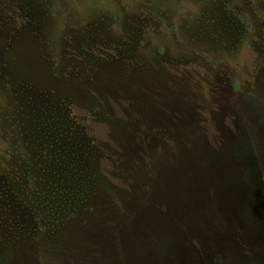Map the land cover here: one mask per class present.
Masks as SVG:
<instances>
[{"label": "rangeland", "instance_id": "rangeland-1", "mask_svg": "<svg viewBox=\"0 0 264 264\" xmlns=\"http://www.w3.org/2000/svg\"><path fill=\"white\" fill-rule=\"evenodd\" d=\"M46 87L73 111L57 107L66 133L57 117L38 123L64 144L37 133L32 147L16 120L41 119ZM0 113L13 116L0 129V264H264V0H0ZM81 119L111 187L58 229L33 186L89 196L97 166L76 157ZM13 143L46 171L10 167ZM137 197L165 230L131 252L93 227ZM206 203L240 230H213Z\"/></svg>", "mask_w": 264, "mask_h": 264}, {"label": "trees", "instance_id": "trees-1", "mask_svg": "<svg viewBox=\"0 0 264 264\" xmlns=\"http://www.w3.org/2000/svg\"><path fill=\"white\" fill-rule=\"evenodd\" d=\"M15 61L18 62L17 60H13V62L9 61L10 71H12L13 73L20 74L22 76L21 78H29L28 76L33 77V74L30 75L21 66L16 65ZM24 71L25 73H23ZM42 90H43L42 92L46 96L48 95L52 99L53 102H51V104L48 107L41 106V109H43L41 119H38V120L34 119V122H27L28 120H24V119L20 122L18 120L16 121L19 125L24 126L25 132L28 133L29 136L30 135L32 136V137H29L33 141V143H30L32 147L33 145L35 146L36 140L40 139V138L36 139L37 133L41 134L42 137L46 139L45 144L48 142L47 140L50 138L54 146H59V145L64 144L63 142L65 140L63 139L65 137H61V135L60 136L52 135L49 137L47 136L48 133H45L44 131L40 133L39 128L41 126L38 123L39 122L46 123L45 126H49L48 118L57 117L58 123H60L64 127V128L62 127L61 129L66 133L65 126L64 124L61 123L62 121H60V118H59V114L61 111L57 112V107H59L58 105H63L69 110L71 109L73 111L74 104L69 100L70 98L66 99V98L61 97V95L58 94L60 97L59 98L58 95H56V91L53 89H50L49 87L43 88ZM52 92L55 94L52 95ZM62 111H65V110L62 109ZM68 113L69 112H67V114ZM4 118L7 120V122H9L11 118L13 119V116H8L7 114L0 116V123H1L0 129L2 131H6L7 123L4 121ZM13 121L15 122V119ZM81 121L83 122H81V124L79 122L78 124L79 126L77 127L74 126L75 128H77L76 130L81 129L75 132V136L77 138L78 143L79 144L81 143V148L78 147L76 151V157H79V155H81L82 160L85 158V160L88 163H94L95 166H97V169L95 168V174L92 176L91 179H89V182L93 181L90 187V190H88L90 193L89 196H87L85 200L78 202L76 193L71 192V189H76V186L74 185L71 187L69 186L71 184L68 185L66 183H63L64 185H67L65 186L66 188L65 187L60 188L58 193H56L54 197H53V194L51 193L52 197L49 198V194L46 192V190H48V187L44 184L41 176H39V178H41L40 181L42 182V184L38 185V187L33 186V193L36 194L40 198L39 201L42 200V202L46 203L45 212L50 213L49 215H51L52 217L53 226L57 227L58 229H60L66 222L67 223L69 221L72 222L80 212L82 211L84 212L86 208V204L88 205V208H91L90 206L92 205V202L87 201L88 197L89 199H91L93 196H96V195L100 196L101 193L104 194V191H107L108 189H110L109 187H111V184L108 181V177L105 175L106 173L103 170L104 164L101 161H99L100 156H98L97 151L95 149L96 148L95 147L96 146L95 131L88 120L81 119ZM28 124H32V126L29 128L26 127V125ZM51 127L53 130H55L52 125ZM70 127L68 129L72 131V128ZM82 134L86 135V137L89 138L90 143H91L90 145H88L87 143H85L84 140L81 139ZM18 138L22 140V136ZM19 142L21 141L19 140ZM37 142L40 143V141H37ZM67 142H68V139L66 140L65 144H67ZM22 144H23V140H22ZM52 144L48 143V145L52 147V151H53L55 147ZM12 153L13 154L10 159L11 162L9 161L8 164L10 165V167L14 166L15 170H17L18 172L30 173L31 168L34 166L35 168L42 169L41 164L39 162L38 164H36L37 160L32 161L26 156V153L25 155L19 153L18 148H17V143H13ZM71 156H72V162L75 163L74 161L75 155L73 151H72ZM18 166L21 168V170L18 168ZM86 168L87 166L83 165L82 170L84 171ZM42 171H46V170L42 169ZM52 172L55 173V171H51V173ZM71 172L76 173L73 169ZM138 186L139 184L135 185V190H139ZM71 196H73V198L68 199ZM65 197H67V199H65ZM78 198L80 201L79 195H78ZM66 200L68 202H72L71 203L72 205L69 204L67 205V208L64 209V204ZM251 200L252 199H249L246 201V203L244 204L243 210H244V214H246L247 216H251L254 223L257 224L259 223L260 214L258 215V212L256 213V209H255L256 207L252 206L253 201ZM132 204L134 208L130 206L131 209L129 208L125 216L115 217V214H114V217L112 216L108 220L109 221L108 227L106 226V224H97L93 227V230H116L118 239L121 243L122 248L123 249L129 248L131 252L137 251V250L141 251L140 249L141 246L144 245V242H146L147 236L145 237V234H147V230H165L162 219L161 221H159L158 218L154 219L153 213L152 211H150V207L148 206L149 205L148 202L143 201L139 199V197H137L136 200L132 202ZM203 211H204V214L201 213V215H204L205 217L209 218L211 221L210 224H214L213 230H240L238 227L227 224L224 218L222 217V215L217 210H214L210 204L206 203L203 206ZM216 212L217 214H215ZM117 230H119V232ZM102 240L103 239L100 238L98 239V242H102ZM104 242L106 243L107 240H105ZM96 257L98 258L97 260L101 259L99 254H96Z\"/></svg>", "mask_w": 264, "mask_h": 264}]
</instances>
